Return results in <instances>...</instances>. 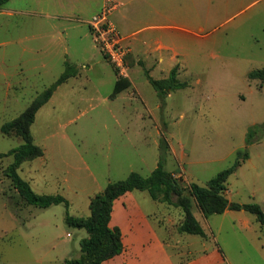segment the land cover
Returning a JSON list of instances; mask_svg holds the SVG:
<instances>
[{
    "label": "rangeland",
    "instance_id": "374dc122",
    "mask_svg": "<svg viewBox=\"0 0 264 264\" xmlns=\"http://www.w3.org/2000/svg\"><path fill=\"white\" fill-rule=\"evenodd\" d=\"M102 1L10 0L0 9L1 155L23 144L1 127L56 82L66 61L78 71L31 127L44 157L25 162L18 172L37 194H61L69 207L26 204L5 173L13 157H0V264H63L79 257L88 233L69 226L67 214L89 217L91 197L131 172L148 177L162 155L165 168L186 186H206L234 165L238 153H248L229 177L226 195L231 203H258L264 212V130L250 135L264 124V79L249 78L264 68V0H168L173 18L165 37L172 49L150 75L160 80L179 66L178 78L187 87L161 97L145 75L148 65L135 63L127 71L132 86L115 99L116 76L122 77L87 24ZM161 7L156 1L153 12ZM131 194L142 214L138 222H148L150 246L160 240L168 255L186 259L215 251L224 262L230 254L252 251L254 241L261 245V225L249 212L205 217L194 203L206 233L201 238L179 232V208L155 202L145 191ZM246 219L255 226L242 228Z\"/></svg>",
    "mask_w": 264,
    "mask_h": 264
},
{
    "label": "trees",
    "instance_id": "16d2710c",
    "mask_svg": "<svg viewBox=\"0 0 264 264\" xmlns=\"http://www.w3.org/2000/svg\"><path fill=\"white\" fill-rule=\"evenodd\" d=\"M9 1L0 0V9ZM130 56L129 54L126 58L128 67L133 65ZM105 59L107 58L105 57ZM139 64L144 65L143 62H139ZM77 74V69L66 61L65 71L56 82L41 93L19 117L5 123L1 127L3 135H16L23 141L20 147L11 150L8 154H0V157H13V163L6 169L5 173L11 179L14 189L20 194L26 204L45 209L59 204H65L67 208L69 207V201L62 195L37 194L29 183L21 178L18 172L25 162L44 156L43 148L34 141L31 127L40 109L50 101L58 87ZM178 74L179 66H176L171 70L167 78L157 80L150 75L149 70L145 69V75L150 85L161 97L167 93L187 87L186 83L179 80ZM249 78L264 79V68L252 72ZM130 85L131 82L127 78L118 79L111 98L115 99L119 93ZM258 130H264V124L251 129V137ZM161 146L162 150L168 149L163 143H161ZM248 159V153H238V158L234 165L220 172L206 186L196 183H190L189 186H186L182 179L176 178L172 172L165 168L163 155L157 168L148 177L132 172L123 180L109 183L103 191L91 197L89 217H74L67 214V224L86 230L88 236L81 241L80 257L67 259L63 264H103L105 261L122 253L124 249L122 232L119 228L110 226L113 206L117 199L128 192L136 190L146 191L155 202L164 203L182 210L183 221L179 226L180 233L206 237L203 227L193 213L194 203L197 204L205 217L220 215L227 210L246 211L253 214L264 225V212L258 203H231L226 195L229 177Z\"/></svg>",
    "mask_w": 264,
    "mask_h": 264
},
{
    "label": "crops",
    "instance_id": "0c3cea01",
    "mask_svg": "<svg viewBox=\"0 0 264 264\" xmlns=\"http://www.w3.org/2000/svg\"><path fill=\"white\" fill-rule=\"evenodd\" d=\"M105 1L106 0L102 1L103 3L100 5L99 11L94 15L101 11ZM118 1L122 3V6L114 13L113 22L124 37V44L130 49V58L133 65L135 63L143 62V64L148 65L149 72L160 68L167 60V57L162 53L172 49L165 37V31L169 28V25L166 23L171 21L173 18L170 6L167 3L168 0ZM156 1H158L162 7L153 12ZM195 21L198 20L195 19ZM157 31H160L161 34H157ZM200 31H202V29ZM155 52H161V54L159 56H155ZM91 69H94V65L89 67V70ZM77 77L78 74L71 77L60 87L67 84L72 79L77 80ZM117 80L118 78L116 76V82ZM142 128L145 129L144 127ZM116 213L118 217L117 223L114 222V216ZM139 214V204L137 203L136 198L132 196L131 192L126 193L114 202L110 226L112 228L117 227L121 230L124 249L121 254L105 261L103 264H264V225L257 222L258 220H256L255 223L261 225L256 226L261 227L263 234L261 245L257 246V242L254 241L252 244V251L245 252L244 255H239L237 258L235 255L230 254L229 257L222 262L220 254L215 251L200 253V255L197 254L196 257L191 256L185 259L180 255L179 257L181 258L166 254L164 249L165 243L160 240H155L153 243L155 247H151L150 243L153 237L150 236L148 222L146 219L141 218L138 222L137 216ZM141 216L142 214L139 215V217ZM182 221L183 213L181 212L180 219L177 223L178 226ZM255 223L246 219L242 221L240 225L242 228L249 230L252 228V225L255 226ZM172 224L174 226V222ZM157 246L162 247V252L159 254L155 252L157 250ZM187 246L188 249L192 248L194 246V242H189ZM121 260L122 262L120 263Z\"/></svg>",
    "mask_w": 264,
    "mask_h": 264
},
{
    "label": "built area",
    "instance_id": "2783aa9c",
    "mask_svg": "<svg viewBox=\"0 0 264 264\" xmlns=\"http://www.w3.org/2000/svg\"><path fill=\"white\" fill-rule=\"evenodd\" d=\"M122 6L118 0H106L101 11L88 21L94 42L117 71V75L127 78L126 58L130 49L124 45V37L111 20V16Z\"/></svg>",
    "mask_w": 264,
    "mask_h": 264
}]
</instances>
